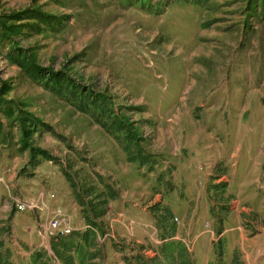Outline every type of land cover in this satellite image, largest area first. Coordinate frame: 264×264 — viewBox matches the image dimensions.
Segmentation results:
<instances>
[{
	"label": "rangeland",
	"instance_id": "obj_1",
	"mask_svg": "<svg viewBox=\"0 0 264 264\" xmlns=\"http://www.w3.org/2000/svg\"><path fill=\"white\" fill-rule=\"evenodd\" d=\"M33 64L109 98L120 142ZM67 175L119 195L83 264L155 256L160 203L197 264L222 239L264 264V0H0V264L53 255L54 219L87 228Z\"/></svg>",
	"mask_w": 264,
	"mask_h": 264
},
{
	"label": "trees",
	"instance_id": "obj_2",
	"mask_svg": "<svg viewBox=\"0 0 264 264\" xmlns=\"http://www.w3.org/2000/svg\"><path fill=\"white\" fill-rule=\"evenodd\" d=\"M29 71L36 77H46V86L55 95L64 98L79 111L90 114L97 124L101 125L108 134L120 142L118 132H124L126 127L122 121H117L119 119L115 117L110 107L109 98H101L100 95L95 94L64 72H45L41 67L34 64L29 66ZM125 139L128 141L126 146L131 149L135 138L130 130L125 134ZM40 154L47 160H52L51 155L45 150L41 151ZM67 176L70 177V175ZM70 181L73 194L81 206V213L87 223V228L84 230L76 229L67 235L52 236L51 249L53 255L47 249H37L31 255L32 264H48L55 258L65 264H77V260L83 264L87 258H95L102 250L97 239L99 232L105 234L100 219L107 214L109 201L118 198L119 195L111 183L104 182L102 179L100 183L104 185V189L97 190L90 187L86 189L87 195L82 194V189L77 188L72 178ZM173 216L174 213L168 205L158 204L154 209V218L162 243L156 247V255L150 257L143 253L145 249L143 246H141L143 249L133 247L131 254L123 255V262L125 264H197L195 253L190 250L184 240L177 237L176 225L171 221ZM222 228L220 226L219 233L223 232ZM225 249V240L222 239L220 247L215 248L216 260L211 264H227L224 260ZM228 264H245L239 250H234L232 259Z\"/></svg>",
	"mask_w": 264,
	"mask_h": 264
},
{
	"label": "built area",
	"instance_id": "obj_3",
	"mask_svg": "<svg viewBox=\"0 0 264 264\" xmlns=\"http://www.w3.org/2000/svg\"><path fill=\"white\" fill-rule=\"evenodd\" d=\"M70 227L68 219L64 217H59V222H52V228L59 230V234L63 233L64 230H67Z\"/></svg>",
	"mask_w": 264,
	"mask_h": 264
},
{
	"label": "bare ground",
	"instance_id": "obj_4",
	"mask_svg": "<svg viewBox=\"0 0 264 264\" xmlns=\"http://www.w3.org/2000/svg\"><path fill=\"white\" fill-rule=\"evenodd\" d=\"M22 210L23 209H25V208H21ZM52 222H59V219H54ZM73 230L71 229V228H68L67 230H66V233L67 234H70L71 232H72ZM66 235V234H65Z\"/></svg>",
	"mask_w": 264,
	"mask_h": 264
}]
</instances>
